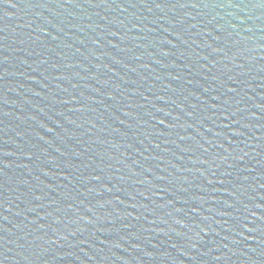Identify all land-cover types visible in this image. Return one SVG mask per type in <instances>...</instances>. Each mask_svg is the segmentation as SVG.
Wrapping results in <instances>:
<instances>
[{
	"label": "water",
	"instance_id": "water-1",
	"mask_svg": "<svg viewBox=\"0 0 264 264\" xmlns=\"http://www.w3.org/2000/svg\"><path fill=\"white\" fill-rule=\"evenodd\" d=\"M0 264H264V0H0Z\"/></svg>",
	"mask_w": 264,
	"mask_h": 264
}]
</instances>
